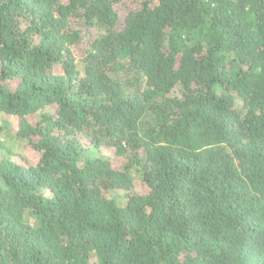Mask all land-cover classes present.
I'll return each instance as SVG.
<instances>
[{"label":"trees","instance_id":"1","mask_svg":"<svg viewBox=\"0 0 264 264\" xmlns=\"http://www.w3.org/2000/svg\"><path fill=\"white\" fill-rule=\"evenodd\" d=\"M0 264H264V0H0Z\"/></svg>","mask_w":264,"mask_h":264}]
</instances>
